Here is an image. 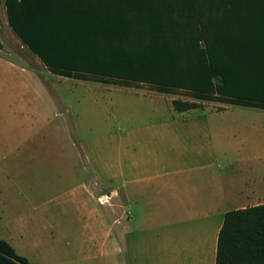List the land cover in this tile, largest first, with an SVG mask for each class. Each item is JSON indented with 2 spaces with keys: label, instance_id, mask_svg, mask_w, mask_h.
Here are the masks:
<instances>
[{
  "label": "crops",
  "instance_id": "crops-1",
  "mask_svg": "<svg viewBox=\"0 0 264 264\" xmlns=\"http://www.w3.org/2000/svg\"><path fill=\"white\" fill-rule=\"evenodd\" d=\"M0 68H18L1 49ZM23 95V88L0 86V171H6L2 161L10 157L16 181L13 194L3 184L9 173L0 183V238L29 264H215L224 214L264 204V151L217 149L210 120L180 123L197 128L192 141L170 136L167 123L160 124V131L153 127L158 125L137 124L120 135L110 153L68 135V155L61 161V152L52 149L49 169H42L47 181H36V171L30 169L32 183L25 186V146L37 141L41 123L54 129L57 112L55 105H40ZM238 126L229 121L222 131ZM160 132L169 140L162 141ZM52 133L48 142H59ZM56 163L62 169H55ZM58 184L65 189L66 244L52 248L30 224L41 206L49 210L56 201L50 191ZM39 194L41 203L35 199ZM60 254L63 263L55 258Z\"/></svg>",
  "mask_w": 264,
  "mask_h": 264
},
{
  "label": "rangeland",
  "instance_id": "rangeland-1",
  "mask_svg": "<svg viewBox=\"0 0 264 264\" xmlns=\"http://www.w3.org/2000/svg\"><path fill=\"white\" fill-rule=\"evenodd\" d=\"M245 1L108 0L101 2L96 0L94 4H87L76 0H55L54 7L57 9L51 14L52 16L57 12L70 13L64 16V21L55 23L51 19L48 22L46 17L39 16V14H48L43 1L37 3L39 7L36 9L29 10L20 5L7 7L9 3H22L19 0H0V49L18 65V68L12 70L0 68V86L23 88L24 100L30 98L40 105L53 104L55 105L53 111L57 112V117L54 118L56 131L51 123L45 126L41 123L40 138L37 132V141L29 143V147L25 146L23 152L24 181L27 182L25 186L32 183L30 169H35L36 181L41 184L47 181V175L42 169H49V162L53 158L52 149L57 148V151L61 152V161L64 154L68 155V135L77 141L76 137H82L85 147L88 145L90 149H95L99 153H110L116 149L115 144L118 143L120 135H124L129 127H137V124L158 125L153 127L160 131V124L167 123L169 125L164 128L173 130V133H168L170 136L184 138L188 136V140L192 141L197 135V128L181 126L180 123L191 120H210L215 123L217 149L264 151V111L249 106L200 100L182 92L161 93L145 84L125 86L118 78L120 65L125 56L124 52L113 56L102 54L98 56L102 61L95 63V57H93L99 52V47L96 45L100 36L103 33L106 35L107 32H114L109 16H105L106 19H100L99 17L104 18V14L96 15L90 12L98 10L108 15L109 11L102 10L101 4H106L115 10L119 7H137V10L131 9L138 14L134 15L133 20L141 23L143 33L142 36L138 33L139 38L135 40L138 45L130 46L129 53L138 55L142 49V43L147 40L155 23L157 24L158 11L165 16L168 9L178 7H244ZM85 11L88 13L83 14ZM121 14L124 17L125 12L121 11ZM16 16H19L18 22ZM36 16V19L23 23L28 26L24 33H27V41L31 45L29 46L24 43L19 23L26 18ZM103 42H105L104 45H109L107 43L109 41ZM110 43L111 45L105 48V51L110 46L113 50L117 45V42H111V40ZM122 50L121 48L120 51ZM26 64L34 69L28 71ZM20 67H22L21 70ZM173 100L203 104L196 109L177 112L173 110L171 104ZM229 121H237L241 126L232 127L230 132L222 131ZM26 131L25 129L24 133ZM52 132L59 137H56L59 142L53 143L50 140L53 146H49V139L47 140L46 136L53 134ZM150 135L147 133V137ZM159 135L162 136V141L169 140L161 132ZM71 152L74 154L76 150L71 148ZM2 162L7 163V168L4 169L6 171H0V183L4 173H9L8 180L3 184L9 193L13 194L16 181L11 173L13 171L10 167L11 159L7 157ZM55 169H62V167L56 163ZM64 195L65 189L62 184L54 187L50 191V196L56 201L50 204L49 210L41 206L38 218L30 224V229L36 231L35 235L43 237L47 242L46 245L52 248H63L66 244ZM35 199L39 203L43 201L41 194ZM45 217L48 218L47 223L44 221ZM49 223L52 225L49 226ZM64 256L60 254L55 258L63 263ZM37 259H40V255H37Z\"/></svg>",
  "mask_w": 264,
  "mask_h": 264
},
{
  "label": "trees",
  "instance_id": "trees-1",
  "mask_svg": "<svg viewBox=\"0 0 264 264\" xmlns=\"http://www.w3.org/2000/svg\"><path fill=\"white\" fill-rule=\"evenodd\" d=\"M19 1L22 3H9L7 7L20 5L30 10L39 7L37 3L43 1L49 11L39 16L55 23L64 21V16L70 14L57 12L52 16L57 9L55 0ZM76 1L94 4L96 0ZM100 6L109 11L108 15L98 10L90 12L104 14L100 19L109 16L114 32L100 36L94 63L102 61L98 58L102 54L113 56L124 52L118 73L121 84H145L161 93L182 92L200 100L264 109V0H246L244 7L170 8L165 16L158 11L157 24L142 43L138 55L129 53L130 46L138 45L135 40L143 33L141 23L133 20L134 15H138L133 12L137 7L115 10L106 4ZM121 11L125 12L124 17ZM86 13L88 11L83 14ZM16 18L18 22L19 16ZM36 18H26L19 23L27 45V33L24 32L28 26L23 23ZM110 40L117 45L113 50L110 46L105 51L111 45ZM103 41H109V45H104ZM171 103L176 111L201 107L192 101L173 100ZM0 264L29 263L0 238ZM215 264H264V204L233 209L224 214L217 235Z\"/></svg>",
  "mask_w": 264,
  "mask_h": 264
}]
</instances>
